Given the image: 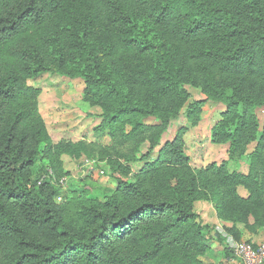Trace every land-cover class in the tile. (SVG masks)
<instances>
[{
	"label": "trees",
	"instance_id": "trees-1",
	"mask_svg": "<svg viewBox=\"0 0 264 264\" xmlns=\"http://www.w3.org/2000/svg\"><path fill=\"white\" fill-rule=\"evenodd\" d=\"M96 31L100 39L87 41ZM42 71L85 80L109 144L48 140L38 90L26 82ZM188 80L206 97L190 103L186 117L208 100L223 104L210 139L228 143V159H243L246 173L223 161L195 174L181 134L161 144L190 96ZM260 108L264 0H0V264H200L207 227L189 209L194 200L212 197L213 188L238 212L235 200L264 207ZM151 116L158 123L143 122ZM144 142L148 150L136 158ZM69 149L120 174L104 202L80 191L57 202V172L56 183H38L41 158L53 163ZM139 160L146 161L134 180L124 179ZM199 175L213 186L201 187Z\"/></svg>",
	"mask_w": 264,
	"mask_h": 264
},
{
	"label": "rangeland",
	"instance_id": "rangeland-1",
	"mask_svg": "<svg viewBox=\"0 0 264 264\" xmlns=\"http://www.w3.org/2000/svg\"><path fill=\"white\" fill-rule=\"evenodd\" d=\"M148 22L153 27V20ZM100 35V32L96 31L95 34H88L86 40L95 42L100 39ZM26 82L38 90L37 108L51 143L70 142L76 147L80 143L94 142L100 145L110 143L108 129L101 126L102 110L85 95L86 83L82 77L71 78L64 74L42 71L28 78ZM185 88L190 96L179 113L169 119L161 144L181 134L184 152L188 155L190 168L195 174H200V171L210 164L219 165L223 161H227L230 170L246 173L248 165L243 159H228V143H213L210 139L211 128L220 119L224 105L208 100L200 107L196 118H187L186 107L194 101L205 99L206 96L201 92L200 87L192 85L189 80L185 82ZM256 115L261 127L264 121V108L257 109ZM143 122L153 124L158 123V119L153 116L145 117ZM148 146L147 142L141 144L134 151L135 157L139 158L145 153ZM252 146L253 143L248 149ZM157 150L158 148H155L150 154V161L156 158ZM41 161L44 167H40V162L37 163L33 168L35 174L39 169L44 168L43 175L52 183H56V172L62 175L57 181L62 191L56 198L57 202L71 197L74 191L82 192L88 200L96 199L104 202L105 198L102 194L110 196V190L117 186L115 177H120V174L113 175L112 167L107 160H100L97 156L89 159L81 151L76 155L75 151L69 149L60 154L53 163L45 156ZM145 161L132 163V173L124 179L133 181V175L141 170ZM199 180L201 187L213 186L212 182L203 179L200 175ZM214 192L216 191L210 188L209 194L212 197L196 199L189 207L190 211L197 215L196 221L199 220L207 227L204 230L207 248L198 259L200 264H242L227 250L233 242L243 241L252 245L264 242V207L261 210L255 209V212L235 200L234 202L240 206L238 212L235 206L229 208L228 204ZM63 194L65 197L62 196ZM237 194L243 200L248 197L247 191L242 187L237 188ZM239 218L240 221H233ZM236 232L238 237L234 235ZM226 253L231 256H226Z\"/></svg>",
	"mask_w": 264,
	"mask_h": 264
},
{
	"label": "built area",
	"instance_id": "built-area-1",
	"mask_svg": "<svg viewBox=\"0 0 264 264\" xmlns=\"http://www.w3.org/2000/svg\"><path fill=\"white\" fill-rule=\"evenodd\" d=\"M44 177L46 176H41L38 183ZM230 248L242 264H264V242L258 245H252L243 241L233 242Z\"/></svg>",
	"mask_w": 264,
	"mask_h": 264
},
{
	"label": "crops",
	"instance_id": "crops-1",
	"mask_svg": "<svg viewBox=\"0 0 264 264\" xmlns=\"http://www.w3.org/2000/svg\"><path fill=\"white\" fill-rule=\"evenodd\" d=\"M233 257H235V258L239 259L238 257H236V256L234 255V253H233Z\"/></svg>",
	"mask_w": 264,
	"mask_h": 264
}]
</instances>
